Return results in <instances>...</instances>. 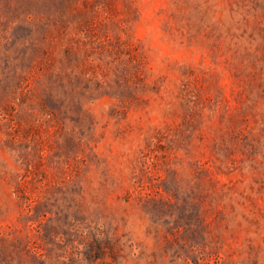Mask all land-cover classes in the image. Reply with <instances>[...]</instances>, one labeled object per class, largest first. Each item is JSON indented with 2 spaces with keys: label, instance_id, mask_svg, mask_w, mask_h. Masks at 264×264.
I'll list each match as a JSON object with an SVG mask.
<instances>
[{
  "label": "rangeland",
  "instance_id": "rangeland-1",
  "mask_svg": "<svg viewBox=\"0 0 264 264\" xmlns=\"http://www.w3.org/2000/svg\"><path fill=\"white\" fill-rule=\"evenodd\" d=\"M0 264H264V0H0Z\"/></svg>",
  "mask_w": 264,
  "mask_h": 264
}]
</instances>
